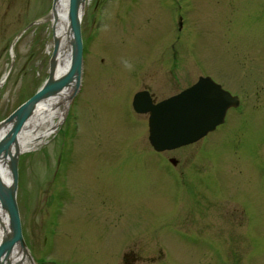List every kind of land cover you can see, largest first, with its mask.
Returning <instances> with one entry per match:
<instances>
[{"label":"rangeland","instance_id":"rangeland-1","mask_svg":"<svg viewBox=\"0 0 264 264\" xmlns=\"http://www.w3.org/2000/svg\"><path fill=\"white\" fill-rule=\"evenodd\" d=\"M52 6L0 0V122L48 77ZM80 25V89L18 161L33 264H264V0H86ZM207 74L242 116L156 156L132 97L166 100Z\"/></svg>","mask_w":264,"mask_h":264},{"label":"water","instance_id":"water-1","mask_svg":"<svg viewBox=\"0 0 264 264\" xmlns=\"http://www.w3.org/2000/svg\"><path fill=\"white\" fill-rule=\"evenodd\" d=\"M86 0H69V21L72 33L71 65L69 71L54 78L55 55L58 42L53 38V51L49 60L48 77L42 86L10 116L0 122V127L9 126L0 138V162L8 163L10 184L0 179V202L6 210L11 229L10 235L0 242V264H9L12 250L19 246L32 259L25 247L19 210L16 202L18 186V161L21 153L16 149L17 137L26 122L31 118L37 104L57 95L74 83L79 86L82 72L83 47L80 16ZM56 0H53L52 10ZM34 23L29 25L31 27ZM74 91V92H75ZM228 94L210 81L199 78L192 87L156 105L145 92L133 98V109L137 113H150L149 143L155 151L173 150L197 142L223 122L225 110L229 106ZM175 163L174 160L171 161Z\"/></svg>","mask_w":264,"mask_h":264},{"label":"bare ground","instance_id":"bare-ground-1","mask_svg":"<svg viewBox=\"0 0 264 264\" xmlns=\"http://www.w3.org/2000/svg\"><path fill=\"white\" fill-rule=\"evenodd\" d=\"M86 4V1H85ZM85 6V5H84ZM83 11L80 16V23ZM69 0H56L54 8L48 19L52 28V37L58 42L55 55L54 78L66 74L71 65V41L72 33L69 21ZM74 91V83L57 95L44 99L37 104L31 118L19 133L16 149L21 153H28L39 147L55 133L56 128L62 123L68 100ZM10 126V125H9ZM9 126L0 127V138L8 130ZM0 179L5 185L10 184L8 163L2 159L0 162ZM11 233L8 215L0 202V242ZM9 264H33L19 246L11 253Z\"/></svg>","mask_w":264,"mask_h":264},{"label":"flooded vegetation","instance_id":"flooded-vegetation-1","mask_svg":"<svg viewBox=\"0 0 264 264\" xmlns=\"http://www.w3.org/2000/svg\"><path fill=\"white\" fill-rule=\"evenodd\" d=\"M204 77H208L209 79H210V81L211 82H213L214 84H216V85H218L224 92H226V94H228V99H229V101H230V103H229V106L226 108V110H225V115H224V118H223V122H222V124H220L219 126H217V127H215V129L212 131V132H210V133H208L204 138H208V137H210L211 135H213L214 133H216L220 128H222V127H224L225 125H227V123H228V119H229V115H230V113L231 112H233V113H236L235 115H237V116H239L240 114H242L243 113V105H244V102H243V98L237 93V92H233L230 88H229V86H228V84H226V83H221V82H218L217 80H215V79H213L212 78V76L211 75H209V74H207V75H205ZM199 78V77H198ZM196 83V82H195ZM194 83V84H195ZM193 84V85H194ZM192 86V85H191ZM191 86H189L188 88H190ZM187 89V88H186ZM143 92H147L148 93V95H149V97L151 98V102L153 103V104H157V103H159V102H161V101H158V102H154V99H153V97H152V95L147 91V90H142ZM139 92H141V91H139ZM137 93V92H136ZM180 93V92H179ZM178 94V93H177ZM135 95V94H134ZM174 96V95H173ZM171 97V96H170ZM133 98V97H132ZM131 109H132V101H131ZM132 111H133V109H132ZM134 112V111H133ZM136 115H141V116H146V124H147V122H148V117H149V115L148 114H138V113H136V112H134ZM240 116H242V115H240ZM251 116H252V114H251ZM233 124H236L235 126H237L236 127V135H235V141H236V144H237V146L240 144V142H239V137L241 138V136L242 135H246V132L244 133V130H242V124H241V126L239 127L238 125H240L239 123H238V121H237V123H233ZM232 124V125H233ZM238 124V125H237ZM243 129H245V128H243ZM237 136V137H236ZM203 138V139H204ZM197 143V142H196ZM152 148V147H151ZM153 150V149H152ZM154 151V150H153ZM155 152V151H154ZM164 152H170V151H164ZM160 153H163V152H160ZM159 152H155V154H157L156 156H158L159 154H160ZM171 160H174V159H169V163L173 166V167H175L176 165H177V162L175 161V163H171L170 161ZM255 169V168H254ZM256 170V169H255ZM168 173V172H167ZM258 176V175H257ZM263 187V186H262ZM264 188V187H263ZM244 212H246V214H245V220H244V222H246V220H247V210L246 209H244ZM244 215V214H243ZM246 234H248V233H246Z\"/></svg>","mask_w":264,"mask_h":264}]
</instances>
